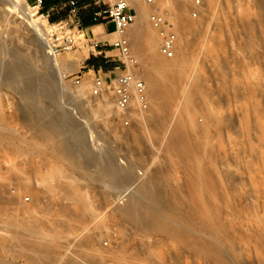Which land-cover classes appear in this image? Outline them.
Instances as JSON below:
<instances>
[{
	"label": "rangeland",
	"instance_id": "374dc122",
	"mask_svg": "<svg viewBox=\"0 0 264 264\" xmlns=\"http://www.w3.org/2000/svg\"><path fill=\"white\" fill-rule=\"evenodd\" d=\"M28 1L37 4L36 0ZM62 1L67 19L72 5L70 0ZM142 1L155 9L150 11L151 24L152 15L160 13L165 30L175 31L177 43L184 42L189 51L179 95L169 105L167 116L175 119L184 93L191 91L196 111L186 120L185 131L190 146L196 145L202 154L220 203V231L229 237L228 246L220 248L225 258L216 256L219 250L213 247L212 219L206 220L207 229L201 239L194 230H188V244L182 242L179 233L163 231L166 223L144 236L130 237L124 231L129 226L123 213L131 210L137 187L152 172L173 186L187 188L193 184L185 161L191 152L178 144L169 148L176 155L167 156L170 128L157 137L148 119L139 121L123 112L112 88L99 85L96 75L87 72L88 68L82 66L83 56L91 55L93 33L98 29L80 30L74 17L64 28L73 35L75 44L61 54L67 59L81 55L82 60L78 69L67 72L66 86H57L55 97L48 101L49 113L54 115L55 109L66 108L80 120V135L90 145V169L98 178L86 180L60 159L44 156L43 152H56L59 141L66 140L25 113L27 99L22 92L30 81L6 78L0 69V262L66 264L69 258H75L81 264H264V0H212V15L207 0H177L182 34L166 16L170 0ZM195 8L199 10L197 15L193 13ZM14 9L9 0H0V42L11 49L34 51L33 66L56 73L52 63L43 58L34 25ZM37 9L36 17L44 12L39 4ZM52 27V33L63 28ZM52 33L51 42L55 39ZM157 39L160 54L170 57L161 51L162 33L158 28ZM129 44L131 51L138 50ZM23 57L29 59L28 55ZM123 60L120 53L118 63L122 69ZM78 77L80 82L76 81ZM84 79L96 87L83 89L79 96L78 86ZM55 130L60 131L61 125ZM17 135L33 140L34 145H15L12 138ZM109 152L115 155L120 170L108 166ZM47 167L57 170L61 185L56 190H47L42 184V176L50 173ZM122 174H128L130 180L127 186L118 188ZM189 190L193 195L192 186ZM31 212L46 219L42 224L45 235H55L53 254L3 249L15 241L8 219L29 223ZM67 216L72 218L70 224Z\"/></svg>",
	"mask_w": 264,
	"mask_h": 264
},
{
	"label": "bare ground",
	"instance_id": "6f19581e",
	"mask_svg": "<svg viewBox=\"0 0 264 264\" xmlns=\"http://www.w3.org/2000/svg\"><path fill=\"white\" fill-rule=\"evenodd\" d=\"M135 14V21L127 28L126 35L132 46H137L138 50L131 51L125 57L129 61V67L135 76L143 78L148 86L149 102L144 108L140 107L136 99H133L126 107H119L125 113H131L136 120L148 119L152 125L151 128L161 137L167 128H170L169 141L167 144V156L176 155L169 152V148L174 145L187 146L190 155L185 158L188 177L193 181L192 185L173 186L166 181L158 179L152 172L137 187V196L134 205L129 212L123 213V218L128 222V228L124 229L130 237L134 235L144 236L149 230L161 227L162 224H168L163 227V231H175L181 236L184 244H188L185 236L188 230L192 229L195 236L201 239L207 229V219L214 220L211 225V232L214 234L213 247L217 249L216 256L224 259L225 255L221 253L220 248L228 246L229 237L226 233L220 231L223 225L220 220V203L217 194L212 190V185L207 176V168L198 147L190 146L185 131L186 120H188L196 111L191 97V91L184 93V101L181 111L175 119L167 116V109L171 102L179 95V84L185 76L187 70L188 49L184 42L176 43V50L170 57L160 54L158 49L157 28L161 32L165 30L163 26H155L149 21L150 11L154 8L142 0H126ZM10 7L20 10L28 22L34 25L37 30L38 38L43 47V58L46 59L55 68L45 70L35 68L33 62L35 59L34 51L20 49H11L5 43L0 42V69L4 71L6 78H27L30 85L23 89V94L27 99L26 112L30 117L40 120L48 129H52L59 138L66 140V143L59 141L56 152H43L44 156L51 155L60 159L64 164L73 169L76 173L82 175L86 180H96L98 174L90 169L92 155L89 142L80 135V120L74 119L70 110L66 108L55 109L50 114L49 100L55 97L57 91L56 77L60 79L61 84L66 86V74L79 68L81 55H75L70 59L56 53L53 49V42L49 40L52 24L47 16L42 13L36 17L38 4L32 5L28 0H9ZM40 5V4H39ZM207 7L210 15L214 11L215 4L212 0H207ZM15 10V9H14ZM155 10V9H154ZM19 11V12H20ZM166 16L170 20L171 26L181 33L183 28L177 0H170L167 6ZM153 23V22H152ZM52 31V32H51ZM182 34V33H181ZM119 35V34H118ZM142 45V48L140 47ZM29 56L25 60L23 56ZM139 64V67H137ZM136 69V70H135ZM96 87L84 79L78 86V95L87 87ZM85 92V91H84ZM116 102V101H115ZM117 104V103H116ZM25 108V107H24ZM56 115V116H55ZM174 120V121H173ZM58 125L61 130L56 131ZM111 130L115 127L111 126ZM70 141H67L69 140ZM63 140V141H64ZM15 145L19 147H32L34 141L17 135L12 138ZM100 141V140H98ZM31 153V152H24ZM50 163V162H49ZM47 162V164H49ZM108 166L114 170H120L115 162V155L109 152ZM17 167V166H16ZM50 173L42 176V184L47 190H56L60 187L57 170L48 168ZM68 175V173L66 174ZM130 180L128 174H122L117 183L118 188L127 186ZM73 186V183L70 182ZM192 186L195 192L190 193L189 187ZM74 190L77 191L76 188ZM43 220L42 223L40 222ZM39 218L30 214L29 223L26 220L17 221L8 219V226L14 229L15 241L5 244V251H16L20 249H29L32 251H43L45 254L52 253L55 247V235H45V218ZM67 224L72 222L71 217H66ZM40 220V221H39ZM174 222L176 225H170ZM48 223V222H47ZM44 224V225H42ZM201 243V240L199 241ZM102 253V249H97ZM201 254V253H200ZM5 260L0 264H5ZM66 264H81L75 258H69Z\"/></svg>",
	"mask_w": 264,
	"mask_h": 264
},
{
	"label": "built area",
	"instance_id": "2783aa9c",
	"mask_svg": "<svg viewBox=\"0 0 264 264\" xmlns=\"http://www.w3.org/2000/svg\"><path fill=\"white\" fill-rule=\"evenodd\" d=\"M36 1L40 6L44 3V0ZM197 2H200V0H197ZM70 4L72 5L71 15L75 17L79 11L80 0H70ZM92 4L96 7L94 11L95 18L105 16L114 22L115 31L119 34L115 46L119 48L121 55L124 57V68L120 73L107 79L96 76L97 83L112 88L115 101L119 107H126L133 99H136L140 107H146L149 102L147 83L143 78L135 76L129 67L128 59L125 57L130 53L129 38L126 35V30L135 21V14L126 0H92ZM198 11L199 10L195 8L193 13L197 15ZM77 22L79 26H81L80 30H84L81 21L78 20ZM152 22L155 26L161 27L164 24V18L160 13L153 14ZM53 24L55 26L61 25L63 27L59 31L52 33V36H55L53 41L54 51L59 53L62 50H70L75 44V39L73 35H70V32L64 28L68 24V21L65 23V20H59L53 22ZM161 33V51L166 55H173L177 45V34L173 30L164 29L161 30ZM102 47V42L95 40L92 41L89 49L93 53H101ZM76 81L80 82V78H76Z\"/></svg>",
	"mask_w": 264,
	"mask_h": 264
},
{
	"label": "crops",
	"instance_id": "0c3cea01",
	"mask_svg": "<svg viewBox=\"0 0 264 264\" xmlns=\"http://www.w3.org/2000/svg\"><path fill=\"white\" fill-rule=\"evenodd\" d=\"M80 7L75 18L70 14V16L65 19V14L67 10H64V4L62 0H44V3L40 6L44 9L53 21L77 19L83 20L88 16H91V21L84 23V28H92L94 31L98 29L97 32L93 33L94 40L102 42V52L93 53L91 55L83 56L82 62L85 63L83 67L88 68L87 72H93L96 76L101 78H110L120 73L122 67L118 63V57L120 55V50L115 46V42L118 39V33L115 31V24L108 18L101 17L95 18L94 11L96 9L92 2H87L86 0H80ZM81 62V64H82Z\"/></svg>",
	"mask_w": 264,
	"mask_h": 264
},
{
	"label": "trees",
	"instance_id": "16d2710c",
	"mask_svg": "<svg viewBox=\"0 0 264 264\" xmlns=\"http://www.w3.org/2000/svg\"><path fill=\"white\" fill-rule=\"evenodd\" d=\"M89 21H91V16L88 14V16H86V18L83 19V23H88Z\"/></svg>",
	"mask_w": 264,
	"mask_h": 264
},
{
	"label": "water",
	"instance_id": "95a60500",
	"mask_svg": "<svg viewBox=\"0 0 264 264\" xmlns=\"http://www.w3.org/2000/svg\"><path fill=\"white\" fill-rule=\"evenodd\" d=\"M56 81H57L58 87H60L61 82H60V79L58 77H56Z\"/></svg>",
	"mask_w": 264,
	"mask_h": 264
}]
</instances>
